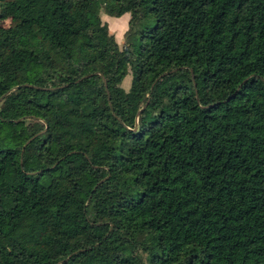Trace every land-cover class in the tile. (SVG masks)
I'll list each match as a JSON object with an SVG mask.
<instances>
[{
	"label": "trees",
	"instance_id": "trees-1",
	"mask_svg": "<svg viewBox=\"0 0 264 264\" xmlns=\"http://www.w3.org/2000/svg\"><path fill=\"white\" fill-rule=\"evenodd\" d=\"M17 87L0 264H264V0H0Z\"/></svg>",
	"mask_w": 264,
	"mask_h": 264
},
{
	"label": "rangeland",
	"instance_id": "rangeland-1",
	"mask_svg": "<svg viewBox=\"0 0 264 264\" xmlns=\"http://www.w3.org/2000/svg\"><path fill=\"white\" fill-rule=\"evenodd\" d=\"M101 18L108 25L110 34L116 38L119 46L123 48L126 42V34L130 28V15H125L122 18H112L102 13ZM4 22L5 26H8L10 23L7 17L4 19ZM131 82L132 76L129 75L123 82V88L129 90Z\"/></svg>",
	"mask_w": 264,
	"mask_h": 264
},
{
	"label": "water",
	"instance_id": "water-1",
	"mask_svg": "<svg viewBox=\"0 0 264 264\" xmlns=\"http://www.w3.org/2000/svg\"><path fill=\"white\" fill-rule=\"evenodd\" d=\"M166 75H163V77H165ZM18 89H20V87H17V88H15V89H13L12 91H10L9 93H7L6 95H4L1 99H0V104H1V102L7 97V96H9L12 92H15V91H17ZM146 108V106L143 108V110Z\"/></svg>",
	"mask_w": 264,
	"mask_h": 264
}]
</instances>
